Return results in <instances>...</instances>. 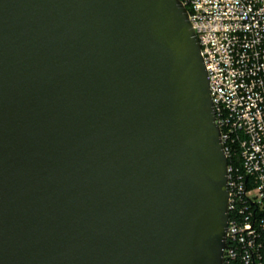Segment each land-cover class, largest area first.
I'll list each match as a JSON object with an SVG mask.
<instances>
[{
	"label": "water",
	"instance_id": "obj_1",
	"mask_svg": "<svg viewBox=\"0 0 264 264\" xmlns=\"http://www.w3.org/2000/svg\"><path fill=\"white\" fill-rule=\"evenodd\" d=\"M227 165L180 0H0V264H224Z\"/></svg>",
	"mask_w": 264,
	"mask_h": 264
},
{
	"label": "built area",
	"instance_id": "obj_2",
	"mask_svg": "<svg viewBox=\"0 0 264 264\" xmlns=\"http://www.w3.org/2000/svg\"><path fill=\"white\" fill-rule=\"evenodd\" d=\"M227 157L224 264H264V0H180Z\"/></svg>",
	"mask_w": 264,
	"mask_h": 264
}]
</instances>
